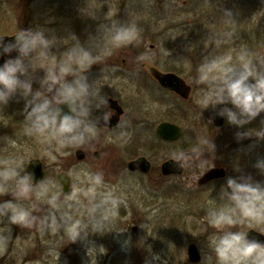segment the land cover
Here are the masks:
<instances>
[{
  "label": "rangeland",
  "instance_id": "374dc122",
  "mask_svg": "<svg viewBox=\"0 0 264 264\" xmlns=\"http://www.w3.org/2000/svg\"><path fill=\"white\" fill-rule=\"evenodd\" d=\"M225 8L233 11L235 22H226L222 13ZM106 14L123 23H135L141 30L137 43L113 49L87 73L90 80L98 79L102 94L115 97L123 107L119 127L111 134L101 131L99 139L83 149L86 157L77 161L76 149L49 153L42 139L24 133L20 122L24 118V101L14 97L0 108V137H11L16 143L13 146L7 139L0 141V158L40 160L44 177L52 182L54 191L61 190L55 186L60 171L73 172L72 183L84 188L89 186L90 173L103 172L105 184L98 190L115 187L126 194L127 205H121L118 216L109 217L101 233L89 226L90 233L83 241L69 243L62 231H41L38 225H10L13 240L0 251V264H215L214 254L209 258L207 237L216 229L207 223V210L217 206L213 198L218 197L226 178L240 174L237 167L264 181V175L254 167L256 160L264 157V139L255 135L236 138L238 131L264 127V113L243 128L228 123L225 117L223 127L215 128L209 118L223 105L203 109L197 100L204 86L196 83L195 77L205 57L231 54L232 62L238 64L245 50L264 54V0H0V36L14 35L20 28L42 27L46 35L58 38L52 49L56 53L71 47L73 34L85 46H90V36L95 37L92 46L100 51L111 47L108 35L99 31L101 24L110 23ZM210 33L223 36L227 42L219 47L208 43ZM141 54L145 56L143 60L138 59ZM148 66L180 73L191 86L188 100L160 92L145 74ZM43 74L39 69L37 78ZM38 87L37 79L34 88ZM101 111L94 110L93 116ZM166 120L182 128L183 139L167 148L146 140L150 129L154 131L158 123ZM197 144L204 151L199 159L188 161L181 176L159 174V165L172 158L181 146L190 151ZM95 150L100 152L97 159L92 156ZM139 156L158 169L149 175L129 172L127 163ZM214 166L226 170L225 178L199 188L196 181ZM9 187L13 190L14 182ZM0 199L13 197L7 194ZM20 202L25 206L36 203L37 216L49 214V205L36 200L34 194ZM61 212L87 221L84 209L78 206H65ZM190 244L199 251L198 263L188 260ZM201 249L206 253L203 260Z\"/></svg>",
  "mask_w": 264,
  "mask_h": 264
},
{
  "label": "clouds",
  "instance_id": "9594fccd",
  "mask_svg": "<svg viewBox=\"0 0 264 264\" xmlns=\"http://www.w3.org/2000/svg\"><path fill=\"white\" fill-rule=\"evenodd\" d=\"M222 13L226 22L236 21L231 9L225 8ZM106 18L110 23L101 24L99 31L108 35L111 47L100 51L92 46L95 37L90 36V46H85L73 34L70 37L71 47L56 53L52 49L57 45L58 38L46 35L42 27L20 28L14 34L15 39L7 42L4 36H0V57L7 55V59L0 64V108L7 106L14 97L17 100L22 98L24 118L20 122L24 133L42 139L49 153L64 148L83 150L99 139L101 131L109 128L115 115L108 94H102L98 79L90 80L87 73L92 65L101 63L102 58L110 55L113 49L137 43L141 30L135 23H123L107 14ZM206 40L216 47L227 42L215 33H210ZM14 51L17 55L13 57L11 53ZM144 58V54L138 57L139 60ZM232 61L231 54L203 59L195 77L196 83L204 86L200 89L197 103L203 109L223 105L217 114L225 117L228 123L243 128L264 113V54L245 50L240 56V63ZM39 69H43L44 74L37 78ZM37 79L39 87L34 88ZM62 105L67 106V111ZM101 109L103 111L99 115L93 116L94 110ZM261 123L264 124V119ZM253 135L264 139V127L238 131L236 138L242 140ZM5 139L15 146L16 141L11 137H0V141ZM211 144L214 150L213 140ZM203 151L200 144L193 145L190 151L173 153V159L183 167L186 162L199 159ZM33 161L26 162L22 157L0 158V197L7 194L13 197L0 199V225H3L0 226V251L6 250L13 240L10 225L21 228L38 225L41 231H62L69 243L83 241L90 233L89 226L101 233L109 217L118 216L121 205H127L126 194L118 192L115 187L107 191L98 190L105 184L103 172L90 173L86 188L72 183L74 173L69 172L55 185L61 190L54 191L50 180L44 177L36 181L34 173L26 171ZM203 163L201 160V165ZM254 167L264 175V157L258 158ZM237 171L240 174L228 176L220 187L218 197L213 198L217 206L207 210V223L216 229L207 237L209 258L214 254L215 264H264V241L249 237L252 229L264 234V181L240 171L239 167ZM12 182L14 189L10 191ZM64 182H70V192L64 191ZM33 194L36 200L49 205V214L37 216L36 203L25 206L20 202L30 199ZM65 206L84 209L87 221L73 219L70 214L61 212ZM201 253L203 260L206 253L202 249ZM156 259H159L158 255Z\"/></svg>",
  "mask_w": 264,
  "mask_h": 264
},
{
  "label": "water",
  "instance_id": "95a60500",
  "mask_svg": "<svg viewBox=\"0 0 264 264\" xmlns=\"http://www.w3.org/2000/svg\"><path fill=\"white\" fill-rule=\"evenodd\" d=\"M14 39H15L14 35L4 36L5 42L9 40H14ZM16 55L17 53L15 51L11 53V56L13 57ZM5 59H7V55H5L4 57H0V64H2ZM150 72L153 75V77L160 83L162 87H167L173 90L174 92H176L178 95H180L184 99H186L189 96V93H190L189 85H187L185 81L179 76H177L176 74L162 73L154 68H150ZM61 107H63L65 111H67L66 105H62ZM115 109L117 110V116L115 118H111L109 126L116 124L118 115L122 113V110L116 105H115ZM213 122L217 127L222 126L223 125L222 116L215 115L213 117ZM101 126H103V121H101ZM180 132L181 130L177 125L166 123V122L160 123L156 128V134L160 136L161 138L168 139V140L176 139L180 135ZM95 156L98 157L97 154H95ZM76 157L78 160H81L83 158V153L81 151H76ZM179 166L180 165L178 164V162L166 163L162 166V172L165 175H167V173H170V172L179 173L181 169ZM128 167L130 170H139V171H144V172L148 170L147 164L142 159L130 162ZM26 171L34 173V178L36 181H39L40 179L44 177L42 162L38 159L36 160L34 159L33 162L29 163ZM65 175H67L66 172H59L56 176L57 182L59 181V178L63 179ZM224 176H225V172L222 168H212L208 170L206 173H204L197 180V184L204 185L212 180L223 178ZM63 188L66 193L69 192L70 182H64ZM249 237L256 238L260 241H264V235H262L261 233L255 230H250ZM187 256H188V260L192 263H196V262L198 263L201 260L199 251L194 244L188 245Z\"/></svg>",
  "mask_w": 264,
  "mask_h": 264
},
{
  "label": "flooded vegetation",
  "instance_id": "af4514ba",
  "mask_svg": "<svg viewBox=\"0 0 264 264\" xmlns=\"http://www.w3.org/2000/svg\"><path fill=\"white\" fill-rule=\"evenodd\" d=\"M110 64V63H109ZM106 65H108V64H106ZM143 67H145L144 65H143ZM147 68V73H145V74H147L148 76H149V78L152 80V82H153V84L158 88V90L160 91V92H171V93H173L175 96H177V97H179L181 100H188V98L190 97V93H191V86L189 85V87H190V93H189V96L186 98V99H184V98H182L180 95H178L176 92H174L173 90H171V89H169V88H167V87H162L161 85H160V83L153 77V75L151 74V72H150V68H154V69H156V70H158L159 72H162V73H170V72H164V71H161V70H159L158 68H156L155 66H148V67H146ZM177 76H179L180 78H182L181 76H180V73H175ZM147 76V77H148ZM183 79V78H182ZM184 80V79H183ZM185 81V80H184ZM185 83H186V81H185ZM187 84V83H186ZM188 85V84H187ZM109 101H110V107L111 108H113V109H115V105L116 106H118L121 110H122V113L121 114H119L118 115V117H117V121H116V124H114V125H112V126H109V128H105V129H103L102 131L103 132H107V133H109V134H111V132H113L114 130H116L118 127H119V125H120V122H121V118L123 117V115H124V109H123V107L121 106V104L118 102V100H116V99H114V98H109ZM111 102H113V103H111ZM216 115V114H215ZM214 115V116H215ZM218 115V114H217ZM117 116V110L115 109V115L112 117V118H115ZM213 116V117H214ZM213 117H212V124L214 125V127L216 128L217 126L214 124V122H213ZM223 118V125H224V117H222ZM164 122H166V123H171V124H175V125H177L179 128H180V130H181V132H180V135L176 138V139H174V140H168V139H164V138H161L160 136H158L157 134H156V128H157V126L160 124V123H164ZM160 123H158L156 126H155V128H154V131L153 130H151L150 129V132H149V135H145L146 136V140H154L153 142H154V144H159L160 145V147L161 146H164V147H166L167 148V146H170V145H176L180 140H182L183 139V131H182V128L178 125V124H176V123H174V122H171V121H162V122H160ZM223 125L222 126H220V127H218L219 129H221L222 127H223ZM260 126V125H259ZM133 139L134 140H136V137L134 138L133 137ZM138 141H139V139H138ZM144 144H147V142L145 141L144 142ZM180 150H184L185 151V146H181V149ZM76 151H81L82 153H83V158L81 159V160H83L85 157H86V153H85V151L84 150H82V149H78V150H76ZM76 151H75V153H74V157H75V159L77 160V161H81V160H78L77 159V157H76ZM95 154H97L98 155V157H96L95 156ZM92 156L94 157V158H99L100 157V152L98 151V150H95L94 152H93V154H92ZM139 159H142V160H144L145 161V163L147 164V167H148V170L147 171H139V170H130L129 169V167H128V165H129V163L130 162H133V161H135V160H139ZM36 160V159H35ZM195 160H197V159H193V160H191V161H195ZM170 162H176V161H174V159H173V157L172 158H168V159H166V160H164L160 165H159V174L161 175V176H163V177H177V176H181L184 172H185V169H186V166H187V164H188V162H186L185 164H184V166L183 167H181V166H179L181 169H180V172L179 173H174V172H170V173H167V175H165V174H163V172H162V166L164 165V164H166V163H170ZM42 166H43V172L45 173V170H44V165H43V163H42ZM213 168H222L223 170H224V172H225V176H226V170L222 167V166H214ZM127 169L129 170V172H133V173H139V174H144V175H149L150 173H153L154 171H153V169H158V167L157 166H155V167H153L152 166V164H151V162L148 160V159H146L144 156H139V157H134V158H131L130 159V161L127 163ZM61 172V171H60ZM63 172H66V171H63ZM67 173V172H66ZM68 174V173H67ZM138 174V175H139ZM225 176H224V178H225ZM223 178V179H224ZM223 179H218L217 181H220V180H223ZM216 182V180H213V181H210V182H208L207 184H204V185H198L197 184V181H196V185L199 187V188H205V187H208L210 184H213V183H215Z\"/></svg>",
  "mask_w": 264,
  "mask_h": 264
}]
</instances>
